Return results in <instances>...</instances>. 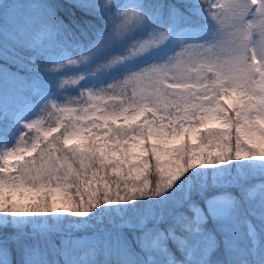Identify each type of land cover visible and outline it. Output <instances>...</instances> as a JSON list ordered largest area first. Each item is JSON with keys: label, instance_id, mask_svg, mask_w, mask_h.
I'll use <instances>...</instances> for the list:
<instances>
[{"label": "snow or ice", "instance_id": "1", "mask_svg": "<svg viewBox=\"0 0 264 264\" xmlns=\"http://www.w3.org/2000/svg\"><path fill=\"white\" fill-rule=\"evenodd\" d=\"M20 3L0 0V123L24 85L20 49L35 63L92 32L87 52L49 71L120 49L100 72L169 38L154 28L141 41L146 27L202 14L214 27L107 87L65 76L79 107L47 100L41 113L67 118L42 136L40 119L22 122L0 151V264H264V0H69L99 23ZM41 218L55 223L27 227Z\"/></svg>", "mask_w": 264, "mask_h": 264}, {"label": "rangeland", "instance_id": "2", "mask_svg": "<svg viewBox=\"0 0 264 264\" xmlns=\"http://www.w3.org/2000/svg\"><path fill=\"white\" fill-rule=\"evenodd\" d=\"M223 2H225V0H221V3ZM5 19L7 21V17ZM212 27H214V25L210 22L207 29ZM154 28H159L160 30H168L170 28L169 38L162 45L151 49L148 53H145L139 58L126 61L123 64L114 67L113 69L95 72V65L97 62L105 60L108 56L116 51H119L120 49L117 48L101 51L87 64L82 63L79 66L66 65L62 70L54 72L56 83L52 88L38 90L37 87H35L34 91H37L35 97L32 100L25 102L13 113L12 119L14 127L10 132L11 138L9 139L10 142L8 146H11L20 133L24 131L22 123L24 121H28L30 119H40L41 127L39 135L42 136L44 131L48 130L50 126H54L58 122V119L63 120L67 118L66 113L61 115L52 108H49L48 112L41 113L39 109L47 100L58 99L57 103H59L61 107H79L78 103L74 102L78 99H81L79 96V91L77 90L78 86L69 84L65 85L64 89H60L59 87L65 76L83 74L85 79L81 81L80 87H107L108 83H115V81L112 80L120 77L122 79V76L132 69H137L153 61H165L170 55H173L175 52L180 50L182 42L189 43L193 42L194 40H202L204 38V33L207 30L198 29L195 26H189L187 24L167 27L157 23L151 28L146 27L143 31L139 32L138 35H141V37H138V39L141 41L150 39V36H147V32L153 30ZM93 42L94 41L87 45H83L82 42L74 41L68 43H63L62 41L58 43L54 42L47 50L45 55L39 56V60H46L50 64V67H52L53 64L63 62L65 59L78 58L82 52H87L89 50ZM133 43L135 42L133 41ZM118 90L119 89H117V91ZM30 135L34 136L37 135V133L33 131L30 133Z\"/></svg>", "mask_w": 264, "mask_h": 264}, {"label": "trees", "instance_id": "3", "mask_svg": "<svg viewBox=\"0 0 264 264\" xmlns=\"http://www.w3.org/2000/svg\"><path fill=\"white\" fill-rule=\"evenodd\" d=\"M20 4L17 7L27 10L31 7V3H39L42 2L45 7H53L56 10V14L59 15L62 19L67 17L70 14H75L78 19L81 17L85 20L93 19L80 13L75 9H70L68 7L69 0H20ZM198 22L195 24H191L189 26H195L198 29L205 30L207 29L208 25L210 24V19L207 17L206 14H202L195 18ZM6 20V19H5ZM7 22V21H6ZM94 23H99L98 21L93 19ZM161 24V23H159ZM183 23H176L173 21H166L162 26H174V25H181ZM96 37L93 35L92 32H89L87 36L80 35L79 32L76 35L69 39V42H82L83 45H87L94 41ZM23 51L25 57V67L22 69V79L24 80V85L19 89L16 93L15 97L11 101L12 107L14 112L21 107L25 102L32 100L37 91H34V88L37 87L38 90H46L50 89L56 83V79L54 78V72L49 71L50 64L46 60H39V56L35 63H32L28 60V57L33 55L34 53L29 52L25 49H20ZM13 112V113H14ZM13 116V115H12ZM12 116L9 118L8 121L0 123V151L4 150V147L9 144L10 132L14 127ZM156 179L154 176H149V180L153 181ZM142 205H137L135 208L127 207L122 209L127 214H131L134 211L141 210ZM47 221L49 226L55 223L54 220L48 218H41L35 221H29L27 227L31 228L33 223L38 225H43ZM15 259V254H14Z\"/></svg>", "mask_w": 264, "mask_h": 264}]
</instances>
